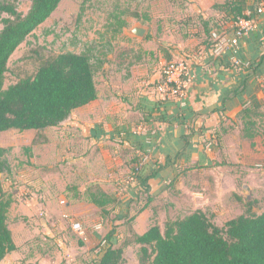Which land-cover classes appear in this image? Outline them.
Masks as SVG:
<instances>
[{
	"label": "crops",
	"instance_id": "obj_1",
	"mask_svg": "<svg viewBox=\"0 0 264 264\" xmlns=\"http://www.w3.org/2000/svg\"><path fill=\"white\" fill-rule=\"evenodd\" d=\"M191 1L198 7L197 12H203L199 16L220 22L223 40L234 38L233 21L225 20L224 15L213 10L223 0ZM240 1L244 14L257 22L258 29L219 58L212 56L201 29L200 35L193 39L166 41L165 38L161 49L151 38L135 36L133 30L138 26L124 32L128 42L139 46L133 61L123 65L120 55L115 59L116 49L96 77L98 99L77 109L61 126L39 132L52 135L40 146L48 155L37 152L32 144L25 146L24 151L32 158L28 163L36 164L35 160H40L42 165L36 166L44 167L45 171L50 169L49 176H54L43 196L48 207L57 205L61 211L48 219H39L48 214L43 212L40 203L45 201L34 193L41 189L39 179L41 182L45 178L21 170L16 178L24 186L11 207L17 203L23 205L30 224L22 225L19 240L10 228L17 250L0 264H64L65 261L66 264H94L100 252L111 243L118 248L132 234H145L154 225L153 211H178L180 215L197 210L214 213L219 207L224 208L221 211H233L226 205L232 202L235 209L242 206L241 202L248 196L240 189L247 192L250 187L246 179L240 183L232 174L226 177L233 179V186L223 187L219 181L228 166L221 159L229 155L224 142L229 126L241 124L246 106L259 107L264 103V13H258L264 0ZM186 57L196 75L195 82L181 100L161 98L157 86L163 80L162 67ZM236 59L241 61L240 66L235 64ZM144 160L147 162L141 176L129 185V176ZM15 175L12 164L8 185ZM146 177H149V193H145L141 183ZM61 183L65 184L62 190ZM73 184L80 186L78 195ZM96 186L116 199L111 214L100 218L102 229H109L108 234L115 230L111 243L106 238L103 248L94 247L96 237L91 231L77 233L66 218L74 213L83 220L90 219L88 213L76 211H80L79 207L86 211L98 209L87 197L88 189ZM25 189L32 191L28 198L23 197ZM148 197L151 198L148 200ZM260 198L254 201L259 204ZM180 199L181 202L175 201ZM143 201V212L131 215ZM254 210H258L257 206ZM71 231L78 234V246L72 240ZM42 238H50L51 245L45 247L40 241ZM133 246L136 245L126 248V260Z\"/></svg>",
	"mask_w": 264,
	"mask_h": 264
},
{
	"label": "trees",
	"instance_id": "obj_2",
	"mask_svg": "<svg viewBox=\"0 0 264 264\" xmlns=\"http://www.w3.org/2000/svg\"><path fill=\"white\" fill-rule=\"evenodd\" d=\"M31 2L27 14L19 12L14 5H0V15L10 16L3 20L0 32V135L11 130L44 132L67 122L77 109L98 99L96 77L107 63L105 59L94 63L93 55L88 53H61L45 61L34 76L5 88L12 56L51 18L63 0ZM213 10L224 15L225 20L233 21L234 26L239 19L252 18L244 14L240 0L217 2ZM199 17L200 31L208 39L207 47L213 48L222 31L220 22ZM236 30L235 26V33ZM199 35L198 31L196 36ZM111 53L113 49L105 56ZM257 109L246 106L241 115L244 136L249 139L259 136L253 120ZM9 153L10 148L0 146V263L17 250L8 224L13 199L5 191L3 181V176L12 172ZM133 172H137V167ZM148 180L149 177L141 180L145 193H149ZM87 197L104 216L111 214L108 207L116 203L113 196L98 186L88 189ZM256 206V201H246L245 212L222 227L214 223L215 214L211 211H186L167 220L164 227L154 224L143 235L132 234L129 238L133 240L126 239L118 248L110 242L115 234L113 230L106 237L110 247L100 252L94 264H125V250L131 244L138 248L139 264H264V212L257 213Z\"/></svg>",
	"mask_w": 264,
	"mask_h": 264
},
{
	"label": "rangeland",
	"instance_id": "obj_3",
	"mask_svg": "<svg viewBox=\"0 0 264 264\" xmlns=\"http://www.w3.org/2000/svg\"><path fill=\"white\" fill-rule=\"evenodd\" d=\"M3 4L14 5L19 12L27 14L31 8L32 2L31 0H0V5ZM194 5V2L191 0H63L51 18L44 23L33 36L28 38L12 56L9 63V71L6 76L5 88L17 83L21 79L34 76L40 66L49 58L66 52L91 54L93 55V62L98 64L100 61H104V59L108 63L113 53L108 55V57L105 55L112 49L113 52L117 49L114 54L115 59L120 55L123 65H128L133 61L135 57L134 51L137 53L138 50H136V48L139 47L128 42V40H126L127 36L124 35V32H128L133 26H141L148 29V34L144 39L151 38L160 49L163 48L164 42H162V40L165 38L167 39L166 41L178 40V38H183L184 41L193 39L196 37V33H198L199 29H201L202 20L199 15H201V13L203 14V12H197L199 9L198 7H194ZM6 18H10V16L7 14L0 15V32L4 27L3 20ZM152 55H154V52ZM186 58L189 63V58ZM112 59H114V57ZM179 61L180 60L172 62L175 63ZM172 62L162 67V74L164 68ZM99 74L100 73H98L97 76H99ZM253 120L256 123L254 127L255 132L259 133V136L255 139H249L244 136V124L242 122L241 124L236 122L229 126L230 129L226 131V140L224 142L226 143V149L229 155L227 159H221V162H225L228 168L225 169V173L221 175L222 178H220L219 182L222 183L223 187L233 186V179L226 177V174H232V178L240 179V183H243L246 179L250 189H248L247 192L240 189V192H242L244 196L251 195L253 201L261 197L260 199L262 200L257 204L258 210L256 212L262 213L264 212V103L258 107L256 114L253 115ZM52 132H54V130H52ZM51 137L52 135L50 134L45 135L44 133L41 134L35 131L18 132L13 130L0 135V145L10 148L8 157L9 160L12 161L14 170H16L17 173L15 178L13 176L10 179L12 181L10 185H8V174L3 176L4 187L7 189L8 195L15 197L13 200L17 199V193L21 191L20 188L24 186L18 181V178H16L19 176L18 173L21 172V170L27 171V174L32 173L34 177H36V175H41L45 178V180H41V182L39 179L38 186L41 189L38 190V193H34L44 200L45 197L43 194L44 191H47L46 186H49L50 178H54V176H49L50 169L45 171L43 169L44 167L36 166L41 163L40 160H35L36 164H29L28 162H31L32 158H30L29 153H26L24 149H26L25 146L32 144L37 147V152L42 151V153L48 155L44 147L40 146L46 144V140H50ZM224 157H226V155ZM73 158L74 160L78 159V157ZM41 159L44 160L45 157ZM228 162L231 163L228 164ZM57 169L61 171V168ZM142 169H144V166ZM199 179H201V177H198V180ZM132 183L134 182L128 184L131 185ZM73 185L74 187L72 188H75V192L78 195V193H80L78 192V187L80 188V186ZM64 186L65 184L61 183L59 187H61L62 190ZM93 188L96 189V187ZM71 189L69 191H71ZM31 192L30 189H25L23 197H30ZM83 193L84 192H81V194ZM46 200L40 203L44 207L43 212L48 214V216H40L39 219H48V217H52V215L60 214L58 211L61 210L57 205L48 207L49 204L47 205ZM244 200V203L241 202L242 206H238L239 209L234 208V202L226 204L229 207L228 210L233 209V211H221L224 208L219 207L214 211V223L222 227L227 221L243 214L245 211L242 210H245L244 204L248 199ZM16 201L17 200H15V202ZM175 201L181 202L182 199ZM144 202L145 201H143V204L137 205L135 211H131L130 214L135 216L140 213L139 210L144 205ZM113 206L114 205H111L108 208L111 209ZM24 208L23 205L17 203V205L15 204L11 207L8 215L9 227L16 232L17 240L22 238V225L30 224V222H28V214H25ZM79 209L80 211L76 212L79 214L88 213L90 219L83 220L81 216H74V213L67 215L66 218L72 225H74V223L82 224V233L91 231L96 237V239L94 238V247L103 248V242L106 241L105 239L109 232V229H102L103 224L100 218L103 215V211L100 208L89 211L82 209V207H79ZM166 215L167 218L165 219ZM178 216H180L178 215V211H153L152 224H160L164 227V223L167 220H173ZM50 220L52 221V218H50ZM108 224L112 226L110 221ZM71 233L74 234L72 240H74L75 246H78V242L80 241L78 234H76V232L74 233V231H71ZM128 239L133 240V238ZM48 240H50V238L40 239L45 247L46 245H51ZM137 250L138 248L136 246H133V250H129L127 253L128 260L125 264H139ZM64 264H66V261Z\"/></svg>",
	"mask_w": 264,
	"mask_h": 264
},
{
	"label": "built area",
	"instance_id": "obj_4",
	"mask_svg": "<svg viewBox=\"0 0 264 264\" xmlns=\"http://www.w3.org/2000/svg\"><path fill=\"white\" fill-rule=\"evenodd\" d=\"M259 14L264 13V6L258 10ZM236 26V33L233 39L226 41L219 35L215 40L217 44L211 48L212 56L219 58L227 53L228 50L238 46L239 41L248 36L251 32L258 29L256 21L251 19H239ZM236 65H241V61L236 59ZM163 80L157 86V92L164 99H183L190 86L195 82L196 75L190 67L187 59H182L179 62L171 63L167 65L163 72ZM147 161H143L140 166L137 167V172H133L129 176L128 183L135 182L142 174V168ZM73 229L78 232H83V225L80 223H74Z\"/></svg>",
	"mask_w": 264,
	"mask_h": 264
},
{
	"label": "water",
	"instance_id": "obj_5",
	"mask_svg": "<svg viewBox=\"0 0 264 264\" xmlns=\"http://www.w3.org/2000/svg\"><path fill=\"white\" fill-rule=\"evenodd\" d=\"M147 31L148 30L146 28L138 26L133 30V34L139 38H144L147 34ZM250 198L251 196L249 195L248 200H250Z\"/></svg>",
	"mask_w": 264,
	"mask_h": 264
}]
</instances>
